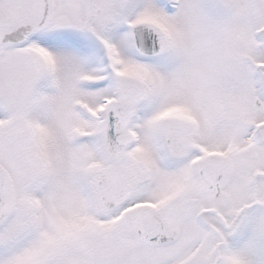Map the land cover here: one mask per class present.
<instances>
[{
  "label": "snow or ice",
  "instance_id": "6c2138e0",
  "mask_svg": "<svg viewBox=\"0 0 264 264\" xmlns=\"http://www.w3.org/2000/svg\"><path fill=\"white\" fill-rule=\"evenodd\" d=\"M0 264H264V0H0Z\"/></svg>",
  "mask_w": 264,
  "mask_h": 264
}]
</instances>
